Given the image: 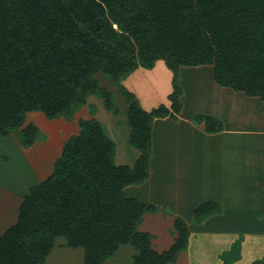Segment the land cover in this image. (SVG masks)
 Here are the masks:
<instances>
[{
  "label": "trees",
  "instance_id": "trees-1",
  "mask_svg": "<svg viewBox=\"0 0 264 264\" xmlns=\"http://www.w3.org/2000/svg\"><path fill=\"white\" fill-rule=\"evenodd\" d=\"M159 60L172 72L170 107L146 111L121 81ZM199 66L211 67L216 85L264 102V0H0V137L19 131L27 149L40 139L28 113L70 121L90 96L117 114L113 93L95 78L100 73L117 85L129 144L139 152L133 166L117 165L100 122L78 119L79 132L65 140L51 174L29 188L16 222L0 235V264H45L58 238L82 249V264H104L121 246L135 250L131 264L174 263L187 249V224L176 218L174 243L158 253L152 236L137 230L157 207L125 189L149 178L153 120L182 109L179 69ZM194 119L207 133L222 130L214 116ZM221 213L208 198L192 219L201 224ZM234 244L230 261L240 258Z\"/></svg>",
  "mask_w": 264,
  "mask_h": 264
},
{
  "label": "crops",
  "instance_id": "crops-1",
  "mask_svg": "<svg viewBox=\"0 0 264 264\" xmlns=\"http://www.w3.org/2000/svg\"><path fill=\"white\" fill-rule=\"evenodd\" d=\"M157 64L158 61L147 73H152L153 76V73L158 70V68L156 69ZM162 66L167 68L165 64ZM179 74L184 87L182 89L184 96H181L180 99L182 109L176 118L167 116L153 120L150 177L142 184L128 186L125 193L141 202L157 207L153 214L144 213L143 218L157 213L165 214L169 218L181 216L188 224L190 231L202 228L211 230L209 227L214 224V221L222 220L226 216L223 213H225V208H228L226 199L228 192L224 189L223 182L225 180L232 182L233 179H241L239 177L242 176L243 181L250 182L248 190L251 194L253 193V197L256 199H249L251 202L247 201L237 207L241 212L255 213L256 216L250 218L253 225H247L246 228L237 225V227L229 229V233L233 237H230L227 248L230 250L239 233L242 238L239 252L241 258L255 250L254 240L247 239L248 232L250 233L248 229L252 228L253 230L254 227V230L257 227L264 229V218H260L264 217L262 215L264 213V102L259 97L246 96L242 92L216 85L210 66L181 67ZM168 77L172 78L170 70ZM153 80L155 81L153 84H158L159 79L156 76ZM171 80H168V85L164 86L165 90H169L166 92L167 100L168 95L172 92ZM201 86L205 87L202 94H200L202 89L199 88ZM243 111L254 112V114L246 117V115L243 116ZM34 113L41 129L39 130L40 139L31 147L23 149L20 146L21 138L18 133L17 142H19L17 144L20 151L16 172L10 175L7 184L0 186V235L16 222L22 198L30 187L42 182L51 174L54 161L61 153L64 142L60 147L55 148L54 153L52 152L54 149L51 146L54 145L52 140L54 138L55 142L57 139L55 140V136L48 131L50 126L55 124V126L61 127V131L68 132L70 130L72 132L71 121L62 117L48 121L43 113L38 111L28 113L26 123L33 121L30 116ZM198 114L218 118L222 123V130L215 133L205 132L204 125L196 123L194 119ZM78 132L79 129L73 135ZM41 134H44V137ZM70 136L72 134L66 138ZM181 136H185L187 140H176ZM10 140L9 137L0 138V142L4 144L9 143ZM138 156L137 153L134 159L136 160ZM30 157L34 163L30 161ZM135 160L133 161L135 162ZM122 165L129 166L131 163ZM1 181L5 182L6 180L1 179ZM180 187L181 190H179ZM249 192L246 194L250 198L252 196ZM208 198L217 201L221 205L223 213L218 215L219 217L214 215L201 224H195L192 219L193 210ZM238 212L240 211L238 210ZM139 225L138 223L137 228ZM254 230L251 231L252 234H256ZM215 231L217 230H211L213 233H216ZM258 234L257 236H259ZM192 235L191 231L188 245L191 243ZM58 239L45 264H49L52 259H55L54 262L62 261L60 257L63 254H68L71 259V261L67 260V262L70 261L67 264H74L76 262L74 257L78 259L77 264H82V249L67 247L63 238ZM123 248L124 250L130 248L131 256L136 253L131 246H121L116 257L108 259L104 264H109L113 260L117 261L115 264H119L120 259L117 257ZM184 252L188 255L187 251ZM65 259L63 258V260ZM131 262L128 260L127 264H131Z\"/></svg>",
  "mask_w": 264,
  "mask_h": 264
},
{
  "label": "rangeland",
  "instance_id": "rangeland-1",
  "mask_svg": "<svg viewBox=\"0 0 264 264\" xmlns=\"http://www.w3.org/2000/svg\"><path fill=\"white\" fill-rule=\"evenodd\" d=\"M162 65H164V62L162 60H159L156 66V69L158 68V70L155 71V73H153L154 74L153 76L151 75L152 73H147L148 70L146 69H136L135 72H132L124 80L121 81L122 86H124L125 89H127L129 92H132L136 96L139 103L146 111H150L153 108L155 109L162 103H164L163 105H165L166 107H170V102L166 98V92L169 90H165L164 86L168 85V80L172 78L168 77L169 70ZM154 76H156L159 79L158 84H153V82H155L153 80ZM95 78L97 79L101 87H104L108 91L113 93L114 105L117 108L118 113L113 114L112 112L107 111L104 107V103L101 98L96 96H90L87 99L86 104L82 106L80 110L74 114L72 120H70L71 121L70 124L72 125V132H70V130H68V132L66 131L64 132V130L61 131L62 130L61 127L55 126V124H52L50 126L48 131L51 132L53 136H55V140L57 139L55 142H54V138L52 140V143L54 144L51 145L54 148L52 149V152L54 153L55 148L60 147L62 145V142H65V140L67 139L66 137H68L70 134L73 135L78 131L79 129L77 124L78 119L94 118L100 122V124L102 125V127L106 132V135L116 145V152L114 156L115 163L121 165L124 163H131V165L129 166H133L134 164L133 160H135L134 157L137 155V153L139 155V152L129 144L130 128L128 126L125 115V110H126L125 102L118 91L117 85H115L112 81L105 78L100 73L96 74ZM178 81L180 87L184 89L181 83L180 74ZM199 88L202 89L200 94L204 93L203 88L205 87L201 86ZM183 96H184V92H182V97ZM242 113L243 116L246 115V117L254 114V112H250V111L247 112L243 111ZM27 115H26V121L28 120ZM30 118L33 120L31 123H33L38 128V130H41L38 126L39 123L36 118V114L35 113L31 114ZM18 132L19 131H15L11 133L12 138H10L11 136H9V139H11L9 143L4 144L0 142V186L3 184H7V182L10 180L9 179L10 175H12L13 172H16L15 168L16 165L18 164V154L20 151L18 147L19 145L17 144L19 142V141L17 142ZM41 135L44 137V134ZM176 137H178L177 134ZM64 138L66 139L64 140ZM184 139L185 141L187 140L185 136H181L180 139L178 138L176 140L180 141ZM38 152H42V151H38ZM30 161L33 162L31 157H30ZM150 166L151 165L149 164V167ZM239 178L241 179L235 178L233 179L234 181L232 182H230V180L229 181L225 180L223 182V187L228 192L226 195V199L228 200L227 206L229 209L224 207L225 213L223 212L222 213L223 215H226L225 218H222V220L218 219L217 221H214V224L209 227L212 231L217 230L215 231L216 233L211 232V230H203V228L200 230H194V229L191 230L193 233V235L191 236V243L187 246V250H184L187 251L188 255L185 254L184 251L180 252L177 257V260L172 264H222L221 255L223 253H224L223 257L225 259L227 258H228L227 260L233 259V257L231 256L236 253V250L234 249L230 253L227 252L229 251L228 250L229 248H227L229 244V240L233 237V235L232 236L230 235L229 229L234 228L235 226L237 227V225H242L245 228L247 225H253V222L250 221V218L252 216L254 217L256 216L255 213L252 214L250 212H241V210L237 207V206H242L241 204L246 203L247 201H249V199L251 200L256 199V197H253V193L251 194L248 190V187H250L248 186L250 182L243 181L242 176ZM1 179H5L6 181L2 182ZM179 190H181V187L179 188ZM246 192H249L252 197L249 198ZM238 210L240 212H238ZM246 210H250V209H246ZM216 215L218 216L220 214H216ZM262 215H264V213ZM176 218H181V216H177L175 218H169L167 215L165 214L162 215L160 213L154 214L153 216L147 215L144 218L142 216V219L139 222L140 224L139 228H137V230L141 232H147L152 236L151 246L153 249L155 248V251L163 250V249L167 250L174 243L177 237L176 231L174 229V221ZM260 218H264V217L261 216ZM181 219L185 221L183 218ZM248 230L250 231V233L248 232L247 239L254 240L255 250L252 251V253L249 252L246 256L244 255L243 257L239 258L240 260L239 259L237 261L229 260L227 264H250L254 260L261 259L264 257V235H260V234H264V229L257 227L256 230H254L256 234L251 233V231H253L252 228ZM191 231L189 229V232ZM257 234L259 236H257ZM241 239L242 238L239 236L238 233V238L235 240L233 239L234 242L232 243V245L235 243L233 247L238 248L239 245H241L242 243ZM76 253L78 252L76 251ZM131 253L132 250L130 248H126V250H124L123 248V250L120 251L117 257V259H120L119 264H127L128 260L132 261ZM239 257H240V253H239ZM63 258L66 259L63 260ZM60 259H62V261L60 260L56 262L53 261L55 259H52L49 261V264H55V263L67 264L71 261L68 254L66 255L63 254V256H61ZM67 260L70 261L67 262ZM74 260L76 262L78 261V259H76L75 257ZM76 262L74 264H77ZM115 263H117V261L113 260L109 264H115Z\"/></svg>",
  "mask_w": 264,
  "mask_h": 264
}]
</instances>
